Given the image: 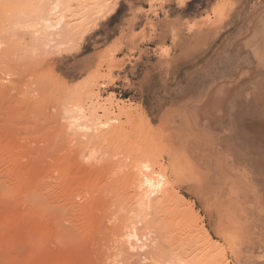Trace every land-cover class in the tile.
<instances>
[{
    "label": "rangeland",
    "instance_id": "1",
    "mask_svg": "<svg viewBox=\"0 0 264 264\" xmlns=\"http://www.w3.org/2000/svg\"><path fill=\"white\" fill-rule=\"evenodd\" d=\"M51 1L0 0V264H240L245 229L222 190L182 161L172 131L185 117L216 162L217 185L254 202L264 225V191L251 180H264V167L228 166L226 154L239 155L230 143L215 149L214 135L233 133L211 112L218 95L232 96L225 109L248 100L262 118L264 0H62L54 40L30 27ZM71 106L89 132L69 128ZM138 152L167 174L148 205L135 190ZM131 225L142 239L134 249Z\"/></svg>",
    "mask_w": 264,
    "mask_h": 264
},
{
    "label": "bare ground",
    "instance_id": "2",
    "mask_svg": "<svg viewBox=\"0 0 264 264\" xmlns=\"http://www.w3.org/2000/svg\"><path fill=\"white\" fill-rule=\"evenodd\" d=\"M61 3H62V0H53V1H51L49 3L50 5L47 6V7H45V8H47V10L43 11V12H45V14L43 13L44 15L41 16V13H40V18H39L40 21L39 22L36 21V23L35 22L32 23L30 27H33V28L36 29L37 28V25H39V28L38 29H40V25H41V28L43 30L45 29L44 31H47V32L49 31L50 32L51 30H55V31H51L52 33L53 32L55 33L57 31L55 28L61 26V21L62 20H61V18L60 19H57L58 21H57L56 24H52V23L50 24V20L52 22V18H54V20H56V18L58 17V15H59L58 10L61 7ZM46 5H47V2H46ZM32 15H35V14H32ZM60 16H62V14ZM23 29H24V27H23ZM61 29H62V27H61ZM36 30H35L36 33L42 31L41 29L39 31H36ZM51 32L49 34H52ZM58 32H60V31H58ZM41 34H43V33H41ZM51 37L53 38V34H52ZM37 39L39 40V38H37ZM53 40H54V38H53ZM238 49L240 50V48H238ZM262 52H264V51H262ZM247 56H248V54H247ZM261 56H262V54H261ZM247 58L250 59L249 57H247ZM263 60H261V61H263ZM259 64H261V63H259ZM212 69H211V71H212ZM257 70H260V69L258 68ZM248 71H246V73ZM255 73L253 72V75ZM257 75H259V74H257ZM254 76H256V75H254ZM262 76H263V74H262ZM249 77H251V76L249 75ZM246 78H248V77H246ZM231 87H233V86H231ZM236 87H237V85H236ZM245 88L242 87L240 89H241V91H243V89H245ZM253 91L251 89V92H252V93L250 92L251 97L253 96L252 94H254ZM210 95H211V93H210ZM210 95H209V97H210ZM218 96H219V100H221V102H219L218 105H217V107L214 109V111H211V112L212 113L215 112L216 113L215 115L218 114L217 113L218 110L220 112H223L222 114H224V117H226V118H224L223 121H225L226 124H227L226 125V131L225 132H227V133L232 132L233 133V136L231 138L228 137L227 140H224V139H220L221 136L217 138L216 135H214V140H215L214 146H215V149H217L218 151L220 149L221 150L224 149V151H226V149L228 147V143H230V148L232 150V153L235 156H236V154L239 155V158H234V157L228 156V154L225 153L226 156H227V159H228V162H227L228 166L233 167L235 162L239 161V159H242V161H244V162H246L248 164L264 167V156L262 157V156H258V155H253L254 154L253 152L256 151L255 148L253 147L254 146L253 145L254 144L253 142L255 141V140L253 141V139L256 138V137H254L252 139L253 135L255 136V133L252 135V130H254V131L257 132V134H259V139L260 138L262 139V143L263 144H261V145H263V146H261L260 151H258V150L257 151H258V154L263 155L264 152H261V151L264 150V112L259 113V115L262 116V118L260 120L257 119V118H259L258 116H256L257 111L253 109L252 105H250L251 104L250 101H248V100H247V103H244V102L239 101V100L238 101H234V102L230 100L231 101L230 102V106L228 107V109H225V106H226L225 103H226V101L228 99H230V97H232V96H228L226 100H224V97L223 96H220V95H218ZM218 96L216 97V100L218 99ZM243 96L244 97H248L249 96V92L243 93ZM241 97H242V95H241ZM234 99L235 98H232V100H234ZM250 99L251 98L249 97V100ZM259 102H261V101H259ZM262 103H263V101H262ZM241 105H242V108H241L242 110H239V108L241 107ZM220 106L223 108L222 111H221V108H219ZM226 108H227V106H226ZM83 109L84 108H82V111H83ZM224 109L227 110L226 115H225V112H224L225 110ZM64 112H65V110H64ZM252 112H254V113H252ZM199 114H200V116L203 115L200 112V110H199ZM83 115L84 114H81L79 112V110H77V107L75 108V106H73V107L71 106V107H68L67 108V110H66V120H67V123H68L67 125H69V128H71V130H74V131H80V130L82 131V130H84V132H89V129L91 127H89L88 125H85V123H83V121L85 120V119L83 120ZM175 115L176 114H174L173 116H175ZM211 115L214 116L213 114H211ZM257 115H258V113H257ZM180 116H182V115H180ZM203 117L204 118H207V117H205V115H203ZM217 117H218V115H217ZM91 120H93V118ZM176 120H178V122L180 123L179 126L177 125L179 127V130L177 131L174 128L173 131L172 130L171 131H172V134L174 136V140L177 143L176 146H175V148H176V151H177L178 155H180L183 158L182 161H184L185 164L188 165V167H190V168L193 167V169L195 171H197V173L199 174V176L201 178H203L208 184H210V185L211 184H214L217 190H222L221 195H222V198H223L224 201H221V205L224 204V206H225V209L224 210H227L228 211L227 214H229V216H230V214H231V216L232 215L234 216L236 222H238V224L240 225L239 226V229H240V227L242 229H245L246 236H245V240H244L245 243L243 242L244 243L243 245L245 246L246 245V242L248 243L249 252L245 253V249L241 245L243 247V250L240 248L239 249V252H238V254L240 255L239 256V263L240 264H264V225L261 224V223H263V218L260 216L258 210L256 209L255 203L254 202H252V203L247 202L245 196L241 193V191H239L238 189H236L235 187H233L230 184H226L225 186L217 185L219 183V180L218 179H219L220 173H219V171L216 168V162H215L214 158L210 155V153L207 150V147L204 145V143H202L201 141H199L198 139H196V137L192 134V131L189 128V126H188V124L186 122L185 117H182V118L179 117ZM245 121H249V123L251 125H253V126H251L249 124V127H246ZM87 122H89V120ZM169 122L172 123L173 121H168L167 123H169ZM251 122H254V123H251ZM255 122H257V124H255ZM105 124H106V122H105ZM170 125H169V127H170ZM221 125L220 124H216L215 125L216 126V129L220 130L221 127L224 128V126H221ZM223 125H225V124H223ZM92 126H94V125H92ZM171 128H172V125H171ZM90 131H92V130H90ZM169 132H170V130H169ZM75 135H74V137H76ZM85 135H86V133H85ZM224 135H225V133H224ZM221 138H224V137H221ZM259 141H258V143H261ZM169 146H172V145H169ZM170 148L172 149V147H170ZM139 153L140 152H138V154ZM92 155H93V153H90L88 155V158L89 159H92L93 158ZM140 155L141 154H139L138 157L136 156L137 157L136 159L133 157L134 158V160H133V168H134V173H135V188H136L135 190H137V192L139 194V198H140L139 199V202L144 205V204H146L148 202V200H150V198L152 196H154L155 194H159V192H161V189L164 187L163 185L165 184V181H166V178H167L166 177L167 174H165L164 172L161 173V171H164V170H161L163 168L160 169L161 171L160 170L158 172H156V170L154 171V169H152V167H151L150 161L147 160V159H145L146 156L144 158V157H142V155L140 157ZM88 158H87V160H88ZM179 160L180 159H178L177 161H179ZM172 162H173V160H172ZM178 163H180V161ZM175 164H177V163H175ZM160 166L162 167V165H160ZM165 172H166V170H165ZM251 180L255 182L253 185H255L256 188H258L260 191H264V180L263 179L256 178V177H251ZM133 181H134V179H133ZM164 190H165V188H164ZM227 197H228V199H227ZM229 197H231V198L229 199ZM239 197H244V200H241ZM229 201H231L230 204H229ZM148 203H147V205H148ZM253 209H255L254 212H253ZM223 218L224 217H222V219ZM242 218H244V221L243 222L241 220ZM198 220L199 219H197V221ZM125 230H127V232L125 233L126 234L125 235V241L128 243V245H129L128 247H130L131 249H134L136 247L135 246V242L136 243L137 242H140V241H142V239L139 237V235L137 233V230H136V227L134 225L128 226L127 229H125ZM196 230H197V228H196ZM260 231H261V233L258 234ZM230 232H232V231H230ZM206 235H207V232H206ZM231 238H233V237H231ZM138 245L139 244L137 243V246ZM143 247H145V246L142 245V248ZM243 251H244V253H242ZM248 253H249V255H247ZM222 254H223V252H222ZM222 254H221V257L223 256ZM214 257H215V255H214ZM174 264H179V263H174Z\"/></svg>",
    "mask_w": 264,
    "mask_h": 264
}]
</instances>
